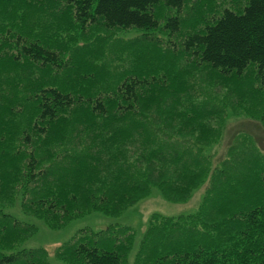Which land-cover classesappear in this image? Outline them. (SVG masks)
Returning <instances> with one entry per match:
<instances>
[{
  "label": "trees",
  "instance_id": "1",
  "mask_svg": "<svg viewBox=\"0 0 264 264\" xmlns=\"http://www.w3.org/2000/svg\"><path fill=\"white\" fill-rule=\"evenodd\" d=\"M217 1L62 0L50 32L0 25V264H45L46 252L19 249L35 227L11 210L58 230L91 214L117 218L154 189L185 203L201 187L194 212L148 218L134 264H264V153L243 136L213 154L222 109L197 100L179 67L215 72L264 106V0ZM161 21L180 50L137 38L124 68L99 62L103 43L61 33L154 31ZM80 232L60 247L62 264H125L135 240L126 227Z\"/></svg>",
  "mask_w": 264,
  "mask_h": 264
},
{
  "label": "rangeland",
  "instance_id": "2",
  "mask_svg": "<svg viewBox=\"0 0 264 264\" xmlns=\"http://www.w3.org/2000/svg\"><path fill=\"white\" fill-rule=\"evenodd\" d=\"M3 1L5 2L6 0ZM243 1L218 0L217 2L221 7L235 8L236 5H242ZM12 2L14 3V8L7 6L4 11L0 7V25L4 24L3 32H6V34L8 31L20 30V27L22 28L23 25L28 26V28L31 26L35 32L40 30L50 32V30L55 29V25H51L53 16L61 17L65 8L62 0H59L60 4L56 11H51L47 8L48 0H12ZM1 4L2 1L0 0ZM34 4H36V7L42 8L45 14L42 11H34V9H31V6ZM172 13L170 14L172 15ZM12 14H14V21L5 18V15ZM47 14L50 16H47ZM159 24L160 27L154 31L136 29L105 30L101 27L94 29V27L85 25L80 30H78L79 28L62 29L61 33L65 34L63 37V41L65 42L69 38H73L77 40V44L81 45L83 38L90 36L92 40L90 44L100 46V43H103L106 54L103 55L99 62L109 60L119 66V68H124L126 64H121V62L125 60L127 62L128 52H130L126 45H130L137 38H140L142 42L144 41L146 43L147 36H150L158 40L166 48V51L167 47L180 50L178 36L171 35L170 31L165 29V23L163 21ZM81 36L83 37L81 38ZM123 50H127L126 53L119 54ZM120 58L121 60H119ZM179 67L190 72L188 80L192 84L191 91L199 94L197 100H207V108L216 107L220 110L222 109L221 113L223 112L222 117L224 120L223 124H225V134L222 140L212 149L213 154L215 155L219 151L225 153L231 145L237 144L235 143L236 139H241L243 136L252 138L255 145L264 153V122L261 120L264 118V106L262 107L259 103H256L254 96L240 99L237 93L233 91V85L231 83H225L215 72L192 67L190 64H186L184 60L179 63ZM231 79L234 82L238 81L235 77ZM254 114L257 117H252ZM260 116H262L261 119H259ZM236 131H238L237 134ZM203 190L204 187H201L185 203H173L162 198L158 191L154 189L149 196L139 200L117 218L102 216L101 214H91L82 219L74 220L58 230L48 228L41 220L32 218V216H25L19 212L17 215L14 210L10 212L17 217L16 219L23 222V224H30L35 227V231L27 237L24 243L18 245L19 249H39L46 252L45 264H62L60 258L58 259L57 257L58 251L61 250L60 247L68 241H72L73 237L77 238L78 235L76 234L82 233L80 231L83 230L86 232L91 230L96 232L98 230H104L109 226L115 229L126 227L130 232H133L135 240L132 251L128 254L125 264H134L135 253L148 218L154 213L165 216H178L194 212L199 204Z\"/></svg>",
  "mask_w": 264,
  "mask_h": 264
}]
</instances>
